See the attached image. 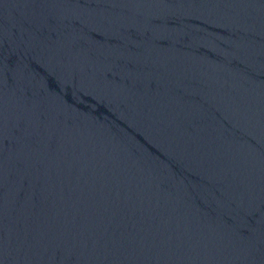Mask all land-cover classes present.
Returning <instances> with one entry per match:
<instances>
[{"label":"water","instance_id":"water-1","mask_svg":"<svg viewBox=\"0 0 264 264\" xmlns=\"http://www.w3.org/2000/svg\"><path fill=\"white\" fill-rule=\"evenodd\" d=\"M0 264H264V0H0Z\"/></svg>","mask_w":264,"mask_h":264}]
</instances>
